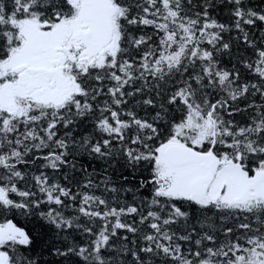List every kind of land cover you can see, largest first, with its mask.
Listing matches in <instances>:
<instances>
[{"label": "snow or ice", "instance_id": "6c2138e0", "mask_svg": "<svg viewBox=\"0 0 264 264\" xmlns=\"http://www.w3.org/2000/svg\"><path fill=\"white\" fill-rule=\"evenodd\" d=\"M0 264H264V0H0Z\"/></svg>", "mask_w": 264, "mask_h": 264}]
</instances>
